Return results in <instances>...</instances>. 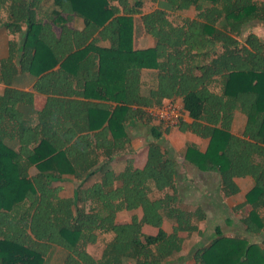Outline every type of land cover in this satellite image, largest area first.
Returning a JSON list of instances; mask_svg holds the SVG:
<instances>
[{"label":"trees","instance_id":"16d2710c","mask_svg":"<svg viewBox=\"0 0 264 264\" xmlns=\"http://www.w3.org/2000/svg\"><path fill=\"white\" fill-rule=\"evenodd\" d=\"M47 1L0 0L6 12L0 26L11 36L0 62V83L7 86L0 94V264H44L55 247L69 253L67 264H171L207 219L201 207L177 205V159L161 143L172 128L151 126L154 140L143 167L129 160L117 172L111 165L131 143L127 122L152 119L146 108L165 99L180 103L193 119L180 128L209 138L205 151L188 142L182 155L201 171L218 172L224 196L240 191L236 178L253 177L246 200L234 210L249 204L241 221L249 233L261 232L264 42L253 32L241 36L248 24L264 23V2L153 0L158 7L143 14L144 0H52L50 10ZM189 9L196 17L170 19V12ZM137 15L156 39L154 47H134ZM75 16L83 29L70 25ZM106 39L109 47L97 46ZM91 52L93 59L87 58ZM142 69L157 71L158 85L149 95L140 93ZM20 73L37 76L35 89L49 94H67L73 77L86 78V89L93 90L94 81L113 76L125 98L101 113L96 104L52 98L36 119H23L18 104L30 103L31 93L13 87ZM78 108L86 110L87 122L79 129L68 124ZM238 109L248 117L243 136L232 132ZM13 120L15 131L7 130ZM11 138L17 147L7 142ZM64 182L74 184L69 196L62 195ZM152 189L163 194L152 197ZM122 212L130 219L119 221ZM166 221L173 223L170 232ZM148 226L157 232L148 233ZM216 233L193 250L194 264H264V244L242 233ZM104 236L109 240L100 256L81 248Z\"/></svg>","mask_w":264,"mask_h":264},{"label":"crops","instance_id":"0c3cea01","mask_svg":"<svg viewBox=\"0 0 264 264\" xmlns=\"http://www.w3.org/2000/svg\"><path fill=\"white\" fill-rule=\"evenodd\" d=\"M51 2L52 0L47 1V6L49 10L51 9ZM157 7L158 5L156 3V7L152 11H154ZM189 10H193L196 13H194V15L190 14V15H182V16L191 17V18L196 17L197 11L195 9H189ZM178 12L180 11L170 12V15L172 16V14H176V16H179ZM5 14L6 12L4 10V12L1 13V16H4ZM143 14H145V12ZM137 16H140V18L142 19V15H137ZM137 16H134V24H135L134 47L140 49L154 47L156 45V39L153 36L146 33L143 26V22H142V32L141 34L138 33L139 26L137 24H139V22H137V18H136ZM70 25L75 29L81 30L84 27V21L81 17L75 16L73 20L70 22ZM56 30L57 32H59L60 28H57ZM10 39L11 36L8 34L6 29L0 26V62L2 61V59L8 56ZM110 45L111 43L108 39L102 40L97 43V46L100 47H109ZM88 54L89 55L87 58H91V59H93V57L97 55L94 52ZM93 70L95 72L98 71V63L94 65ZM81 76L84 77V75H80L79 77ZM37 80L38 77L31 73H20L14 79L13 87L31 93L30 103L21 102L18 104V108L22 113L23 119H36L38 113L48 106L50 99L52 98L63 99L65 101H79V102H84L86 104L87 103L96 104V106L99 108V113L103 112L101 111V109H105L111 112L118 104L121 103L120 101L125 98L124 91H121L123 87L122 82H118L113 76L109 77L108 79L100 78L98 82L94 81L93 90L86 89L85 86L88 81L86 78H81L79 81H77V78L73 77L69 82L70 87L66 89L68 90L67 94H49L45 92H38L35 89V84ZM141 85H142L141 86L142 90L140 91V93L143 95H149L150 90L155 89L158 85L157 71L152 69H142ZM6 87L7 86L5 84L0 83V94L3 93ZM117 87L119 88L118 90H116ZM213 89L219 90V87H215ZM132 107L135 108L136 104L132 105ZM73 111L76 112H74L73 118L68 120V124L73 125V128H78V129L80 127H86L87 126V122L85 121L86 115L83 114L86 113V110L85 109L79 110L78 108V109H74ZM95 112H98V110H96ZM8 121L10 120L8 119ZM142 122H145V120L143 121L139 119H132L127 122V132L131 136V143L127 146L126 150L114 156L113 160L111 161L112 167L117 172H121L125 169L128 159L132 160L136 167H143L144 164L146 163L148 156V146H147V151L144 154L145 156L143 155V157L140 159L136 158L135 152L137 150L140 151L141 143L133 140V137L130 132L131 127L133 128V126L137 124L142 125L143 124ZM183 122L185 124H190L193 122V119L190 118L188 115H185ZM16 123H17L16 120H13V122L11 123L6 122L7 130L14 129L15 131L16 127L14 128L13 125ZM247 124H248L247 115L241 109H238L234 116L232 132L235 135L243 136ZM185 133L186 134L181 135V128L179 126L173 127L172 129H170L169 132H167L168 134L167 140L169 139L170 146L173 148L172 153H174L177 159L176 187L178 193L181 196V200L183 199V203H187L191 205L189 206L190 210H195L198 207L203 208L205 213L207 214V218H208L209 210L216 211L217 215L222 216L223 224L229 228V229L224 228L225 231L223 232L234 233L239 228L241 230L240 233L246 234L254 241L264 244V229L258 233H254V234L249 233L241 221L243 216L246 215L248 212H250L251 206L248 204L239 211L234 210V208L237 205L243 203L246 200L247 193L254 186L253 177L245 176V177L236 178V182L240 187V191L235 195H231L228 197L224 196L221 192L220 174L218 172L201 171L196 166L188 162L182 155V152L186 149L188 142L195 143L197 146H199V148L202 151H205L206 148L208 147L209 138H204L198 135L196 132H192L191 130H187ZM179 138H184L185 140L183 146L181 147L177 146ZM7 142H9L12 145H15L16 147L18 146L17 138H15L14 140H12L11 138V140H8ZM141 161L143 162L142 164H140ZM71 177L72 176H68L69 179ZM65 184L66 185L72 184L74 186L72 182L70 183L64 182L63 183L64 188H65ZM184 205L186 206V204ZM232 212L234 215L231 214ZM234 212L235 213L238 212V214L236 215ZM167 222L169 223V221H166L164 223L165 230H167V228L165 227V224ZM218 226L219 225L215 227L216 232L217 229L220 228ZM231 226L233 228H231ZM167 231L170 232L171 230H167ZM156 232H157V228L155 229V231H153L152 234ZM187 252L188 251L185 252V249H183L180 253L177 254L176 258L178 257L182 258L183 256H185ZM193 264H194V259H193Z\"/></svg>","mask_w":264,"mask_h":264},{"label":"rangeland","instance_id":"374dc122","mask_svg":"<svg viewBox=\"0 0 264 264\" xmlns=\"http://www.w3.org/2000/svg\"><path fill=\"white\" fill-rule=\"evenodd\" d=\"M229 1V0H228ZM261 2H264V0H260ZM145 2V7H144V12H150L152 11L155 7H156V2L153 0H144ZM231 4L233 2L229 1ZM4 9H0V13H3ZM181 13V14H180ZM194 13H196L193 10H187V11H180L178 12L179 16H176V14H172V16L170 15V19L174 20L175 23H179L183 20L182 15H194ZM137 22H139V24H137L139 26V30L138 33L141 34L142 32V19L140 18V16H137ZM250 32H254L256 33V36L259 37L260 39H262V42H264V23H259V22H255L253 24H248L247 27L245 28V31L243 33V35L241 36L242 39H244L246 37V35H248ZM168 99H166L165 101H167ZM142 125H135L133 126V128H130V132L131 135L133 137V140H135L136 142H140L141 146H140V151L137 150L135 152V157L136 158H142L143 155L146 153L147 151V146L149 145L150 142H152L154 140V137L152 135V131H151V126L152 125H157V126H161V129L163 131H166V127H164L159 121L154 120V119H150L148 118V121L145 120V122H142ZM187 130H184L181 128V135L186 134ZM168 134H164L162 139H161V143L163 144V146L165 147V149H167L168 151L171 152V155L174 154L173 152V148L170 146V141L169 139L167 140ZM184 138H179V141L177 143V146H183L184 143ZM174 143V142H173ZM145 156V155H144ZM129 161V159H128ZM127 161V163H128ZM143 162L141 161L140 164H142ZM119 170V169H118ZM37 169L36 167H33L31 169V173H36ZM72 184H65V188L62 191V195L64 196H69L71 195L72 192ZM163 193H159L158 191L152 189L151 190V196H158V195H162ZM183 199L181 200V202H177V205H183L186 204L187 208H189V204L187 203H183ZM185 206V207H186ZM235 213V212H234ZM232 215L233 212L231 213ZM236 215L238 214V212L235 213ZM131 217V213L128 212H122L120 213V215L118 216L119 221H125V220H129ZM172 222L170 221L169 223L167 222L165 224V227L167 228V230H172ZM219 225L218 227H220L221 230L225 231V229H229L226 225L223 224V218L221 215H217L216 211L214 210H209L208 211V218L205 221H202L200 223V229L201 232L198 233H193L192 236L187 240L186 245H185V252L188 251L185 256H183L182 258L178 257H174L171 261V264H193V250L195 248H197L198 246H203L208 244L212 239H214V237L217 235L216 233V226ZM231 228H233L231 226ZM155 227H151L148 226L145 228V231L153 233V231H155ZM239 230V231H238ZM237 231H235L234 233H240V229L238 228ZM109 240V236H104V238L102 237L100 242L96 245H88L86 243H82L81 244V248H84L85 250H88L90 253H92L95 256H100L102 254V250L105 246L106 241ZM70 259V255L69 253L63 249V247H55L53 254L50 257V260L48 262H44V264H67L69 262ZM166 264H170V263H166Z\"/></svg>","mask_w":264,"mask_h":264},{"label":"built area","instance_id":"2783aa9c","mask_svg":"<svg viewBox=\"0 0 264 264\" xmlns=\"http://www.w3.org/2000/svg\"><path fill=\"white\" fill-rule=\"evenodd\" d=\"M147 114L159 121L166 128L177 127L184 120L185 114L180 103L167 100L161 105L146 108Z\"/></svg>","mask_w":264,"mask_h":264}]
</instances>
